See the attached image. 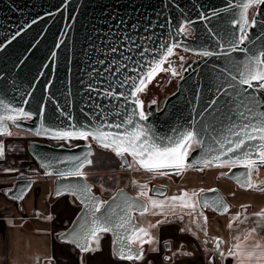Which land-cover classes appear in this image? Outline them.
I'll list each match as a JSON object with an SVG mask.
<instances>
[{"label":"water","instance_id":"obj_1","mask_svg":"<svg viewBox=\"0 0 264 264\" xmlns=\"http://www.w3.org/2000/svg\"><path fill=\"white\" fill-rule=\"evenodd\" d=\"M244 2L246 0H0V99L11 108H23L31 114L15 123L6 121L9 131L17 127L35 134L34 130L48 128L55 133L76 131L82 126L88 130L99 124L104 131L123 132V128L111 125L120 123L131 109L139 111L135 101L137 96L140 100V96L135 93L132 81L146 80L145 74L155 67V62L167 56L166 49L178 47L200 55L184 66L176 89L165 97L160 107L156 101L147 106L149 119L141 123L161 135L181 128L201 132L208 147L196 145L191 149L188 156L191 167L203 165L198 162L205 158L208 148L216 150L209 155L220 156L211 163L234 160L235 154H225L216 140L225 141L231 136L229 129L242 121L239 112L245 110L243 104L251 106L252 96L264 101L261 87L264 82L242 85L236 72L241 61L264 50V5H254L251 14V8L247 11L249 40L236 50L229 44L233 34L244 27L243 22L233 24L243 11L240 5ZM184 23L193 29L190 35L183 32ZM243 48L249 51H242ZM204 51L212 55L204 56L201 54ZM262 111L264 106L256 108L257 115ZM52 133L42 132L39 136L54 137ZM28 149L44 175L53 177L54 196H58L59 185L87 184L91 195L104 204L101 212L109 204L119 212L117 206H123L128 197L147 202L126 188H118L105 198L92 190L93 183L85 176L57 175L58 170H71L76 157L83 159L87 155L90 160L92 145L67 147L32 140ZM128 155L120 156L124 168L129 166ZM46 162H51L52 166L46 168ZM171 170L174 169L161 171ZM247 172L248 169L237 164L229 168L225 176L241 187ZM33 180L27 174H18L7 194L22 198ZM255 185L257 187L252 189L264 188V183ZM152 190L164 194L166 187L155 184ZM74 197L81 208L70 225L59 233L61 241H67L65 234L85 223L84 219H78L83 216L85 206L78 196ZM204 198H222L229 207L217 188L200 192L201 203ZM137 213H142L141 209L133 207L132 220L137 228H142ZM109 233L113 252L119 257L114 251L115 237Z\"/></svg>","mask_w":264,"mask_h":264},{"label":"snow or ice","instance_id":"obj_2","mask_svg":"<svg viewBox=\"0 0 264 264\" xmlns=\"http://www.w3.org/2000/svg\"><path fill=\"white\" fill-rule=\"evenodd\" d=\"M254 5H264V0H246L240 7L243 9L242 12L238 13L239 18L233 21V24H240L243 22L244 27L240 28L239 33L233 34V39L229 41L232 50H236L240 45H244L249 40L247 27L249 21L247 20V11ZM35 21H33L34 23ZM253 26L255 21L252 22ZM19 35V33H17ZM15 39V37H13ZM242 51L248 52L247 48L241 49ZM115 51V49H113ZM167 56L163 60L156 61L155 67L145 74L147 81H151L159 71H166L162 67L163 62L167 61V57L173 54L171 47L166 49ZM204 56L212 55L209 51L201 53ZM173 75H176L175 70H172ZM236 72L239 76L240 84H247L251 86L253 81L264 82V50H261L259 54L255 52L247 57L245 61H241L236 66ZM236 77H233L235 79ZM132 87L135 93H140L146 87V81L144 78L132 81ZM230 87H234L230 85ZM264 88V83L261 84ZM252 104H243L244 111L239 112V116L242 117V121L229 129L231 136L226 137L225 141L216 140L221 150H225V154H235L234 160L225 161L221 166H240L248 169L246 179L241 183V187H257L251 181L252 171H258L259 167L264 166V111L258 115L256 108L264 106V101L259 100L257 97L252 96ZM139 105V111L133 108L124 115L123 120L120 123L111 125V127L120 129L123 128V132H107L103 130L102 125H96L93 128L84 130L85 126L76 131H56L52 133L51 129L41 128L40 130H34L36 135H40L42 132L45 134L52 133L55 138L66 139V138H80L87 139L92 137L102 147L110 149L115 152L116 155L125 157L126 154L131 155L134 164L131 166H138L145 171L166 175L167 173L162 172V169H174L176 174H181L188 165V156L190 155V149L193 145L207 148L204 137L201 132L192 130L191 128L173 129L170 134L161 135L154 129L149 128L146 124L141 121H148L149 115L143 110V102L137 99L135 101ZM155 103V101H153ZM14 113V114H13ZM31 114L24 111L23 108H11L8 103H5L3 99H0V135L11 136L13 133L9 131L8 124L6 121H12L15 123L19 118H27ZM75 127V126H73ZM234 137V138H233ZM5 146L0 143V157H3ZM216 151L215 149L208 148V153L205 154V158L198 163L210 164L212 160H219L220 156L209 155L211 152ZM78 161V162H76ZM63 163V161H59ZM91 164L92 161L88 160L87 155L83 159L76 157L73 162L71 170H58L57 175L60 177L76 176L83 177L86 174L81 170L83 165ZM44 166L51 167V162H46ZM239 179V178H238ZM147 185H141V188H146ZM64 191L69 192L71 195L78 196L81 202L85 206V211L82 217L78 219H84L85 223L80 225L78 229H73L69 233L65 234L67 242L80 249L82 252H95L99 250L100 234L101 233H113L114 240V251L119 255L121 259L127 260H141L144 258V244L155 243V237L151 236L150 232L145 228H137L132 220L131 209L136 207L141 209L142 214L152 211L153 214H162L165 219L158 221L157 224L150 225L155 228L158 225L167 224L170 221L168 216H178L176 209L179 208L181 211L188 209L189 212L186 214L191 215L196 211L197 206L201 208H215L222 210V212L228 211V206L222 198L209 200L203 199L201 203L199 199H196L199 194L196 192L183 193L181 196L169 197L166 201H158L152 197L147 196V192L141 191V197H147V202L140 203L132 198H125L123 206L118 205L120 211L117 212L109 204L108 208L101 212V208L104 204L98 202L94 196L91 195V188L87 184L77 185H59L57 194H62ZM215 191V190H212ZM203 192V190H201ZM21 198V197H17ZM115 199V198H114ZM155 209H160V213L155 212ZM168 211L165 212L164 210ZM100 213V215H97ZM258 217L264 219V211L256 213ZM182 218V217H181ZM52 219L51 216L48 217ZM235 219H240L239 216ZM207 217H205V221ZM231 227V225H229ZM183 231V230H182ZM238 243L234 244L227 252V256L234 257L239 261V264H244L245 259L251 260L255 253L248 251L239 242V237L236 238ZM247 239V237L245 238ZM166 244L170 241H166ZM222 241L217 239L216 248L219 251ZM95 245V247L93 246ZM137 245V247H133ZM259 247V246H257ZM191 255V253H189ZM220 255L224 256L225 253L220 251ZM260 259H264V251L260 253ZM151 264V262H150Z\"/></svg>","mask_w":264,"mask_h":264},{"label":"crops","instance_id":"obj_3","mask_svg":"<svg viewBox=\"0 0 264 264\" xmlns=\"http://www.w3.org/2000/svg\"><path fill=\"white\" fill-rule=\"evenodd\" d=\"M27 140L28 137L22 134L0 136V143L5 146L4 155L0 157V264H206L209 247H212L218 264H239L237 259L227 256L228 250L238 243L233 240L229 226L234 222L231 216L238 214L240 219L237 222L249 217L256 231H262L260 238L250 235L239 240L243 247L255 253L251 260L245 259L244 264H264V259H260V253L264 251V219L255 215L264 211V189L241 188L229 178H220L217 173L221 167L208 168L205 175L194 172L195 176L187 177L186 173L177 182L153 178L160 185L168 186L164 195L150 192L148 181L142 176L135 182L140 186L147 185L143 190L153 199L157 196H181L185 192L191 195L201 189L217 187L229 200L227 212L211 215L198 205L196 211L189 215L188 226L183 227L182 224L188 218L186 213L189 210L181 211L179 208L176 209L180 217L178 221L174 217L169 223L155 228L150 227L154 225L150 222L145 229L155 237L156 242L145 244L146 252L141 260L116 256L109 233L100 234L99 250L82 252L58 238L78 213L80 203L69 193L52 194L53 177L44 175L28 149ZM19 173L32 175L34 180L22 198L15 199L7 194V190ZM143 198L147 201V197ZM200 216L204 217L203 228L198 223ZM237 234L241 236L238 230ZM217 239L222 241L219 251L216 248ZM165 240L171 241V245L163 246ZM220 251L225 255L221 256Z\"/></svg>","mask_w":264,"mask_h":264},{"label":"flooded vegetation","instance_id":"obj_4","mask_svg":"<svg viewBox=\"0 0 264 264\" xmlns=\"http://www.w3.org/2000/svg\"><path fill=\"white\" fill-rule=\"evenodd\" d=\"M253 10H254V6L250 9L251 13H253ZM182 30L187 35H190L193 32V29L190 26H188L186 23H184L182 25ZM172 50H173V54L171 56H168L167 57V61L163 62V64H162V67L164 69H167V70L166 71H159L150 82L147 81V79H146L145 80L146 81V87L144 88V90L142 92L138 93L139 96H140V101L143 102V105H144L143 110H144L145 113H147V106L150 103H152L153 101H156L158 103V106L159 107L163 104V101H164L165 97L169 93L173 92L176 89L177 79L180 76V73H181V71H182V69L184 67V63L185 62L188 63L191 59H193L194 57L200 55L199 53L185 51V50H183L181 48H178V47H174ZM173 69L175 70L176 75H173V72H172ZM160 80H162V84H161L160 88L157 91L151 92L152 84H154V83L155 84H158ZM151 95H152V98L149 97ZM13 128L14 127H12V129ZM25 131H27V130H25ZM27 133H28V135L27 134H22V135H25V136L28 137V140H27L28 141V145H29V142L32 141V140L43 141V142H48V143H50L52 145H60V146H67V147H71V146H75V145H79V144L92 145L93 146V151H92L91 157H90V160L91 161H93L96 158V155H94L96 152H99V153H102V154H105V153L111 154V156H112L111 163L116 165V167L114 169V176H110L108 178L107 177H98V175H97L98 173H96L94 171L88 170V167H89L90 164H87L86 163L85 165H83L82 171L86 174L85 177L91 183H93L92 190L95 193L101 194L105 198H108L109 196H111L118 188H126L131 193L136 194V193H134L132 191L131 187L129 186L130 185L129 184L130 183L129 180L132 177L129 178V175L130 174L127 173V170L132 169L131 168V165L134 164L133 159L129 155H128L129 166L126 167V168H124V167H122V161L120 160V156L116 155L110 149H106V148L102 147L101 145H98L97 143H95L93 141V139L91 138V136L88 137L87 139L66 138V139H69L70 141H73V142L70 143V142H64V141L58 142L57 141V140H59L58 138L39 136V135L33 134L30 131H27ZM195 146L196 145H193V148ZM190 151H191V149H190ZM223 163L224 162L210 163V164H207V165L203 164L200 167H191V166H188L181 174H176L175 170H171V171L165 172V173H167L166 175H161V176H164L169 181H175V182H177V181H179V179L181 177H183L186 174V171L188 169L193 170L196 174L205 175L206 172H207V170H208V168L221 167V168H219V171H218L217 174L220 175V178H228V177L225 176V173L232 166H221ZM135 168H138L139 170H141L144 173V178L146 177V175L147 176L152 175L150 178H148V179L146 178V180L148 181L149 191L152 192V193H154L153 190H152L153 189V186L155 184L160 185V183L155 182L152 177H154V176H160V175L159 174H155V173H151V172H148V171H145L144 169L139 168L138 166H136ZM43 173H44V171H43ZM253 173H256L258 178H262L263 177L262 181H260V183H258V184L264 183V166L259 167L258 171L253 170L252 171V174ZM252 174H251V181H252ZM29 176H31V177L34 178V176H32V175H29ZM111 179H113L114 184H111L110 185L109 184V180H111ZM127 182H128V185L126 184ZM117 183H118V185H116ZM13 184H14V181H13ZM161 186L166 187V192L164 194H167V192H168V186H166L165 184H162ZM212 188H217V187L205 188V189H201V190L212 189ZM241 188H243V187H241ZM217 189H219V188H217ZM201 190L198 192V194L201 192ZM154 194H157V193H154ZM136 195H138V194H136ZM224 197H225V195H224ZM227 201L229 203V200H227ZM229 206H230V203H229ZM80 208H81V203H80ZM204 209L206 210L207 213H209L211 215H215L216 214V212L213 209H211V208H204ZM140 214H142V213H137V219L139 221H141L139 219V215ZM173 218H174V220H177V221L180 219L179 216H172V215H169L168 216V220L169 221H172ZM142 228H145V224H143ZM109 235L112 238V235L110 233H109ZM166 241H168V240H165L164 241L163 246H165V247L170 246L171 245V241L168 244L165 243ZM143 247H144V253H145L146 252V245L144 244ZM212 251H213L212 250V247L211 248L209 247V249H208V251L206 253V260H207V263L206 264H218L217 263V259L215 257V254Z\"/></svg>","mask_w":264,"mask_h":264},{"label":"rangeland","instance_id":"obj_5","mask_svg":"<svg viewBox=\"0 0 264 264\" xmlns=\"http://www.w3.org/2000/svg\"><path fill=\"white\" fill-rule=\"evenodd\" d=\"M186 63L187 62L184 63V66H185ZM154 84H152L151 92L157 91L160 88V86L162 84V80H160L158 84H155V85ZM149 97L152 98V95L149 96ZM11 132L13 133L12 135H15V136H18L20 134H27L28 135L27 131H25L24 129L17 128V127H14L11 130ZM57 141L58 142L64 141V142H70V143L73 142V141H70L69 139H66V140L65 139H59ZM27 145H28V142H27ZM94 155H96V158L89 165L88 170L98 173L97 174L98 177H107L108 178L110 176H114V169H115L116 165L111 163V160H112L111 154H109V153L102 154V153L96 152ZM135 167L136 166H131L132 169L127 170V173L130 174L129 178L132 177L129 180L130 181V183H129L130 185L129 186L131 187V189H132V191L134 193H136V192L140 193L143 189L141 188L140 184L135 182V180L136 179H138V180L141 179V176L143 178L144 177V173L141 170H139L138 168H135ZM137 171H139V172H137ZM137 173H139V174H137ZM186 173H187V177L195 176V173H194L193 170L188 169ZM151 176L152 175H150V176L146 175L145 178L148 179ZM152 178H154V179H163L164 180L165 177L160 175V176H154ZM262 179H263V177L262 178H258L256 173L252 174V182L254 184L260 183V181H262ZM194 180L196 182V179H194ZM139 183H141V182H139ZM109 184L110 185L114 184L113 179L109 180ZM126 184L128 185V182ZM116 185H118V183ZM143 191H145V190H143ZM175 196H177V195H175ZM169 197H173V196H157L156 200H158V201H166V200H168ZM156 210L157 211H161L160 209H155L154 211H156ZM185 210H188V209H185ZM149 212H150L149 214H147L148 212H146V213H143V214L139 215V219L141 220V222L143 224H145V228H147V225L150 224V222H152V224H157L158 221H161V220L165 219L164 215H160V214H155L154 215L152 211H149ZM151 212H152V214H151ZM158 213H160V212H158ZM237 216H239V214L231 216V219L234 221V222L231 223L232 235H233V240L234 241H237V239H236L237 237L240 238L239 240H242V239H244L246 237L248 238V236H250V235H253L254 238H260L262 236V231H258V229L256 231V228L250 222L249 217H244L241 221L237 222V219H235V217H237ZM198 223H200L201 227L203 228V226H204V217L202 218V216H200ZM189 224H190V216L188 215V218L183 222L182 226L183 227L184 226H188ZM237 230L241 233V236H240V234L236 235V231Z\"/></svg>","mask_w":264,"mask_h":264},{"label":"trees","instance_id":"obj_6","mask_svg":"<svg viewBox=\"0 0 264 264\" xmlns=\"http://www.w3.org/2000/svg\"><path fill=\"white\" fill-rule=\"evenodd\" d=\"M250 14H251V11H250Z\"/></svg>","mask_w":264,"mask_h":264}]
</instances>
